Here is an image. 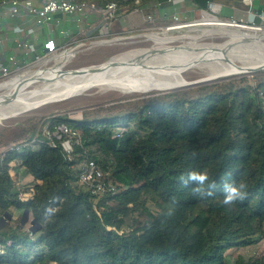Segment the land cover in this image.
<instances>
[{
  "label": "trees",
  "instance_id": "trees-1",
  "mask_svg": "<svg viewBox=\"0 0 264 264\" xmlns=\"http://www.w3.org/2000/svg\"><path fill=\"white\" fill-rule=\"evenodd\" d=\"M118 2L120 17L135 8L133 0ZM153 2L144 0L147 12L158 10ZM192 2L205 11L236 1ZM59 124L80 134L71 159L41 145L0 160V217L28 210L37 222L35 232L21 219L0 227V264H232L231 252L264 241V77L161 94L136 110L49 117L38 128ZM87 158L115 192L93 194L80 183ZM18 167L33 179L23 194ZM205 169L216 185L205 190L214 195L195 196L182 180ZM231 182L248 195L227 207L222 186ZM234 264H264V256Z\"/></svg>",
  "mask_w": 264,
  "mask_h": 264
},
{
  "label": "bare ground",
  "instance_id": "bare-ground-1",
  "mask_svg": "<svg viewBox=\"0 0 264 264\" xmlns=\"http://www.w3.org/2000/svg\"><path fill=\"white\" fill-rule=\"evenodd\" d=\"M203 25L212 28L202 29L200 35L188 36L187 45L172 47L166 45L171 40L152 37L157 47L145 52L69 71L63 69L69 62L64 60L56 62L55 68L30 71L0 84V123L42 104L81 96L100 87L123 94L148 93L164 86L178 89L185 82L183 74L191 69L207 73L205 81L248 74L249 65L237 63L235 56L252 57L257 61L255 65L264 66V34L240 31L215 19ZM216 35L229 40L223 44H200Z\"/></svg>",
  "mask_w": 264,
  "mask_h": 264
},
{
  "label": "rangeland",
  "instance_id": "rangeland-1",
  "mask_svg": "<svg viewBox=\"0 0 264 264\" xmlns=\"http://www.w3.org/2000/svg\"><path fill=\"white\" fill-rule=\"evenodd\" d=\"M164 12H166L167 14H164ZM174 12L175 11H171L169 9L163 11L161 15H158L160 13V9L153 11V13L156 15L155 23H148L147 21H143V18L140 14H129L119 17L118 21L120 22L122 18L124 19H122V22L119 23V29H128L133 31V34L137 35L135 40L128 41L126 44H104L95 46L90 49H83L81 50V52L78 53V56L76 58L70 60L64 66V71L80 69L99 64L101 65L106 62H109L110 60H119L120 58L128 55H132L138 52H145V50L148 51L150 49H154L155 47H157V43L153 41L152 37H164L165 39H169L171 40V42L169 41L166 45H170L172 47L187 45V43L189 42V40H187L188 36L200 35L202 34V29L212 28V26L203 25L204 22L214 19L209 18L207 13H198L199 15L197 17L191 16L188 20H186L183 15L178 14L179 21L181 23L186 22L189 25L182 29L168 31V26L175 25V21L171 16ZM165 15L169 17L164 18ZM220 15L222 17L228 16L230 18L232 15V10L228 7H224ZM118 21L115 23L114 29H117ZM73 29H75L74 26ZM234 29L254 33V31H250L248 29ZM255 33L264 34V29L260 32ZM228 40V38H222L221 36L216 35L204 39L203 41H201L202 43L200 44H223ZM235 60L237 63H241L243 65H255L257 63L254 58L245 56H235ZM56 62H58V60L49 57H44L38 60L37 62H30L28 64L21 63L20 70L17 71L8 80L0 81V84L9 82L13 78L30 71H39L55 68V66L57 65ZM155 62L159 63L161 61ZM183 76L185 78V82L183 86L178 89H173V87L170 86H164L160 89L150 91L148 93L123 94L119 91H114V89L108 87H100L93 90H89L81 96L73 98L71 97L65 100L57 101L53 104H42L31 112H28L16 118L7 119L0 123V156L3 152L10 150L13 146L18 145L23 141H29V139L37 137L40 131L38 128L39 123L49 117L67 116L72 119H81L83 118L84 113H95V111H99L101 109L115 108V111L136 110L141 106L143 102L154 96L170 92H181L192 95L196 94L203 88L218 83L231 82L235 79H240L242 77H264V72L233 75L225 78H220L214 81H205L204 79L207 76V73L201 72L197 69H191L189 70V72H185ZM40 84L41 82L37 83L35 86ZM16 173L18 177L19 191L23 194L24 191L27 189V192H29L30 185L33 181L32 176L28 173L25 168L20 167L16 169ZM23 217L24 216H21V213L13 210V212H10L9 216H7L6 218L0 217V227H5L10 223L19 221L20 219L21 221H23ZM32 221L33 217L31 214H29L26 223L23 224L22 222V224L27 230H31L33 228ZM263 256L264 241L254 247L231 252L230 259L231 263L234 264L238 258L245 259V261L247 262L250 258H259Z\"/></svg>",
  "mask_w": 264,
  "mask_h": 264
},
{
  "label": "built area",
  "instance_id": "built-area-1",
  "mask_svg": "<svg viewBox=\"0 0 264 264\" xmlns=\"http://www.w3.org/2000/svg\"><path fill=\"white\" fill-rule=\"evenodd\" d=\"M128 2L130 0H123ZM135 8L131 14H140L144 21L155 23L156 15L153 12H147L149 9L144 5V0H133ZM184 0H154L153 9H162L166 5L176 7ZM206 12L209 18H214L219 24H229L235 28L248 29L250 31L260 32L264 29V14H253L249 18L223 20L213 15L215 5L209 4ZM212 12V13H211ZM120 6L118 0H114L100 7L95 1L88 0H1L0 1V81L11 78L20 70L21 63L28 64L37 62L41 58L49 57L58 60V62L70 61L78 56L83 49H90L104 44H126L133 41L137 35L133 31L116 32L115 23L120 17ZM175 25L167 27L168 31L182 29L189 24L180 22L178 13L172 15ZM170 16V17H171ZM212 16V17H210ZM21 17H27L37 28L50 27L61 23L60 17H69L77 22L86 24L87 29L79 31L75 38L71 39L68 33L61 32L64 38H68L63 45H58L54 39H47L42 48V53L38 54V46L26 39V37L35 36L36 30L33 27L28 29L15 26L12 31L16 35L14 44L16 49L27 60H21L16 54L8 52L5 48L9 37L4 32V23L7 19L15 20ZM169 16L165 15V18ZM39 41V38H37ZM41 145H47L52 148L60 147L67 158H72L74 147L81 145L80 134L66 124H59L53 127L49 125L39 131L37 137L31 141H23L13 146L10 150H20L24 147L39 148ZM6 152L0 156L2 160ZM79 181L82 185L91 189L93 194L102 195L105 192H115L116 187L106 179V173L99 165L90 159H85L81 164Z\"/></svg>",
  "mask_w": 264,
  "mask_h": 264
},
{
  "label": "crops",
  "instance_id": "crops-1",
  "mask_svg": "<svg viewBox=\"0 0 264 264\" xmlns=\"http://www.w3.org/2000/svg\"><path fill=\"white\" fill-rule=\"evenodd\" d=\"M235 1H236L235 4L232 6L224 5V4H220V3H218V4L213 3L215 5V10L213 11V15L217 16L220 19L225 18L226 20H229V19H233V18H235V19H239V18L246 19V18H249V16H252L253 14H264V0H235ZM224 7H228L232 10V15L230 18L228 16L222 17L220 15L221 12L223 11ZM169 9L171 11L173 10L176 13L183 15L186 20L190 19L191 16L197 17L199 14L206 13L208 10V9L205 11L200 10L192 2V0H184L182 3L176 5V7L166 5L164 8L160 9L159 15H161L163 11L169 10ZM164 14H167V13L164 12ZM60 18L62 20H61V23L59 25H52L50 27H45V28L44 27L43 28H37L36 26L33 25V23L27 17H21L19 19H15V20L7 19L4 23L5 24L4 25V32L7 33L6 35L10 39L5 45L6 50L12 54H16L18 56V58L21 60H24V59L27 60L26 58H22V57H24L22 55V51L19 52L16 49V46L14 44V39H15L16 35H14L12 29L15 26H21V27H24L26 29L33 27L36 30V38H35V36H30V37H26V39H28L29 41H31L32 43H34L35 45L38 46V48H37L38 52L42 51L44 42L49 38L54 39L58 45L65 44L67 42L68 38L66 39L61 35L62 31L65 33H68L69 36H71L70 38L73 39V38H75V35H77V33L79 31H81V29L82 30L87 29L86 24L79 23L73 18H69V17H60ZM122 19H121V22H122ZM225 19H223V20H225ZM121 22L118 21L117 29H114L116 32L128 30V29H125V30L119 29L120 28L119 23H121ZM73 26L75 29H73ZM37 38H39V41L37 40Z\"/></svg>",
  "mask_w": 264,
  "mask_h": 264
},
{
  "label": "clouds",
  "instance_id": "clouds-1",
  "mask_svg": "<svg viewBox=\"0 0 264 264\" xmlns=\"http://www.w3.org/2000/svg\"><path fill=\"white\" fill-rule=\"evenodd\" d=\"M189 183L193 185L191 191L195 196L204 197L214 195L212 191L205 190V185L208 186V189H214L216 187L215 183H209V174L206 169L189 172L187 178L182 180V184L184 187H188ZM245 187L246 186L242 182L224 183L222 186L223 206L230 207L238 202H243L248 195V193L244 191Z\"/></svg>",
  "mask_w": 264,
  "mask_h": 264
},
{
  "label": "water",
  "instance_id": "water-1",
  "mask_svg": "<svg viewBox=\"0 0 264 264\" xmlns=\"http://www.w3.org/2000/svg\"><path fill=\"white\" fill-rule=\"evenodd\" d=\"M110 61H112V60H110ZM94 66H97V65H94ZM249 67H250V69H248L249 74H251V73L264 72V66L249 65ZM74 97H76V96H74ZM6 216H9L8 213H6ZM28 217H29V212H28V210H26L25 213H24L23 221H22L23 224L26 223V221L28 220ZM36 223L37 222L35 220L32 221L33 228L31 230L33 232L36 231V227H35L36 226Z\"/></svg>",
  "mask_w": 264,
  "mask_h": 264
}]
</instances>
